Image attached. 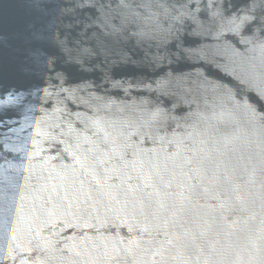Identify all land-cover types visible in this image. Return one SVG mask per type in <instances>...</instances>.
Returning <instances> with one entry per match:
<instances>
[{
  "label": "water",
  "instance_id": "1",
  "mask_svg": "<svg viewBox=\"0 0 264 264\" xmlns=\"http://www.w3.org/2000/svg\"><path fill=\"white\" fill-rule=\"evenodd\" d=\"M0 264H264V0H0Z\"/></svg>",
  "mask_w": 264,
  "mask_h": 264
}]
</instances>
